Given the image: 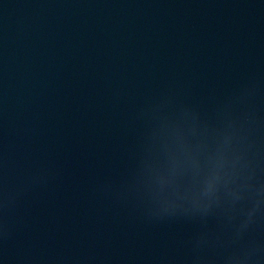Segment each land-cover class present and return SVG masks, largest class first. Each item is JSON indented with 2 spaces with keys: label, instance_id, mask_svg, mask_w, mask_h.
<instances>
[{
  "label": "water",
  "instance_id": "95a60500",
  "mask_svg": "<svg viewBox=\"0 0 264 264\" xmlns=\"http://www.w3.org/2000/svg\"><path fill=\"white\" fill-rule=\"evenodd\" d=\"M0 264H264V0H0Z\"/></svg>",
  "mask_w": 264,
  "mask_h": 264
}]
</instances>
